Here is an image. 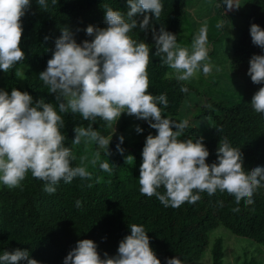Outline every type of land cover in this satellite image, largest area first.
Wrapping results in <instances>:
<instances>
[{
    "label": "clouds",
    "instance_id": "clouds-1",
    "mask_svg": "<svg viewBox=\"0 0 264 264\" xmlns=\"http://www.w3.org/2000/svg\"><path fill=\"white\" fill-rule=\"evenodd\" d=\"M56 5L58 0H50ZM39 10L47 11L49 0H35ZM32 0H0V70L7 73L25 59L21 36L23 17L31 8ZM127 11L105 5V27L89 24L83 29L87 37L78 42L76 33L68 26L60 29L55 39L52 55L46 68L39 72V79L54 95L55 104L44 97L34 99L28 91L13 87L9 92L0 88V185L9 189L21 187L28 173L44 182L43 190L54 194L63 181L71 183L74 178L91 179L87 166H74L76 157L65 145L66 136L62 114H80L87 127H74L73 145L82 141L94 142L97 151L90 163L111 173L108 161H101V151L108 156L109 145L116 132L115 125L122 113L147 122L156 134L145 137L139 166V191L148 197L155 196L164 207H180L185 202L194 204L200 193L212 196L217 191L231 197L234 204L244 206L254 203V193L264 188V165L250 171L243 169V156L230 146L227 137L220 139L216 160L208 163L209 149L204 137L184 136L189 128L188 120L177 121L163 114L168 106L166 94L154 95L148 91L147 67L150 62V44L134 39V29L151 31L155 52L163 64L172 69L170 78L189 81L199 72L205 76L220 72L221 68L211 63L207 41V24H202L192 38L190 48L177 42V34L164 25L157 29L154 20H159L163 0H126ZM226 6L224 14L239 8V0H220L217 5ZM142 15L138 20L135 17ZM223 21L217 27H223ZM251 46L260 51L248 61L246 76L253 86H260L251 100L254 113L264 119V31L250 24ZM45 40L49 39L45 36ZM17 78L23 72L16 70ZM182 91L187 88L181 86ZM106 122L111 132L105 136L93 127L96 118ZM137 134L144 132L139 124ZM184 137V138H182ZM124 135L117 137L116 151L123 154ZM125 157V162L133 159ZM99 179V177H97ZM91 187V184L88 185ZM163 188L162 193L159 189ZM81 207V201H76ZM217 207H223L218 203ZM239 208L233 209V214ZM130 234L119 242L116 254L98 252L97 243L84 238L63 258V264H161L160 258L150 246V238L142 224L128 225ZM0 264H40L31 257L26 248L0 252ZM165 264H184L179 256L165 258Z\"/></svg>",
    "mask_w": 264,
    "mask_h": 264
},
{
    "label": "trees",
    "instance_id": "trees-1",
    "mask_svg": "<svg viewBox=\"0 0 264 264\" xmlns=\"http://www.w3.org/2000/svg\"><path fill=\"white\" fill-rule=\"evenodd\" d=\"M218 4L214 16L225 15L223 8L226 9V6L218 7ZM105 5L127 11L126 0H58L56 5L49 0L46 12L39 10L35 0H32L31 8L21 17L23 32L20 46L25 52V59L7 73L0 70V88L10 92L16 87L28 91L34 99L44 97L55 104V94L47 92V87L39 79V72L46 68L54 41L61 34L60 29L64 26L73 30L79 28L76 33L78 42L91 39L83 29L89 24L106 26ZM243 6L245 22L238 29L231 48V68L235 77L242 81V95L237 100H214L210 97L215 107H203L202 113L208 115L213 124L211 138L205 143L210 153L206 162L216 160L219 141L227 137L230 146L242 154V170L247 172L257 165H264V119L252 111L249 103L260 86H253L246 76L249 59L260 55V51L251 46L249 26L254 23L264 31V0H245ZM135 18L140 20L143 16ZM187 18V0H163L161 16L153 22L157 29L164 25L178 37L185 30ZM130 35L144 40L150 47L152 45L147 67L148 91L154 95L166 94L168 106L163 109V114L173 119L177 117V121L183 120L181 108L186 94L196 89L191 83L170 78V68L162 63L160 57L151 56L155 45L150 30L146 34L137 28ZM45 36L49 39L45 40ZM207 40H214L210 32ZM18 69L23 72V79L16 77ZM182 85L187 91L181 90ZM171 113L178 115L172 116ZM62 116L65 128L61 131L67 137L65 145L76 157L73 165L81 164L83 158V164L92 177L90 180L76 177L71 183L61 181L54 194L46 193L44 182L30 173L21 182V187L9 189L0 185V252L26 248L40 264H63V258L77 240L90 238L97 243V250L103 258L105 252L116 254L121 239L130 234L128 225L133 223L144 225L150 246L161 264H165L166 257L172 256H179L184 264H192L202 259L210 244L212 264H223L224 240L221 236H216L213 241L211 239L213 230L220 225L236 235L264 243V188L254 193V203L248 206H244L243 202L236 205L231 197L217 191L212 196L200 193L201 198L194 204L185 202L177 208L164 207L155 196L148 197L139 191V166L145 139L128 134L130 118L124 116L120 127V134L125 137L122 145L124 153L116 151L117 140L110 142L108 156L100 150V160L108 161L112 168V172L108 173L101 170L98 164L93 166L90 163L97 151L94 142L72 144L73 128L87 127L90 121L84 120L78 113L69 112ZM200 116L201 113L196 117ZM93 127L105 136L111 132L99 117ZM196 133L197 128L189 121L184 136ZM128 155L134 158L126 163ZM159 191L163 193L165 190L161 188ZM77 200L81 201L79 208L76 207ZM218 203H222L223 207H217ZM234 208H239L235 214ZM244 264L254 263L250 260Z\"/></svg>",
    "mask_w": 264,
    "mask_h": 264
},
{
    "label": "rangeland",
    "instance_id": "rangeland-1",
    "mask_svg": "<svg viewBox=\"0 0 264 264\" xmlns=\"http://www.w3.org/2000/svg\"><path fill=\"white\" fill-rule=\"evenodd\" d=\"M244 1L239 0L240 7L227 11L226 15L219 14L214 16L216 13V4L220 2L219 0H187L188 18L184 25L185 30L178 35L177 42L183 47L190 48L194 34L202 24L206 23L207 34L210 32L214 38L213 41L207 40L211 63L221 68L220 72H216L213 69V72L207 76L201 70L196 77L186 81L187 83H191L196 90L189 91L186 94L184 104L181 108L184 115L183 120H189L197 128V133L192 136H203L204 143L211 138L213 124L211 118L202 113L203 107L209 109L215 107L211 98L214 100H229L230 98L237 100L243 92L242 81H239L235 77L231 68V48L237 37L238 29L245 22V16L242 14L244 12ZM221 21H223L224 26L217 27V24ZM172 71V69H169L168 73L171 74ZM200 113L202 117H196ZM170 115L177 116L178 114L171 113ZM124 116L131 119V124L128 129V134L131 137L145 139L149 132L153 135L156 134V130L151 129L147 122L137 120L134 116L122 113L115 125L116 132L113 134L111 142L116 141L120 135V127ZM137 124L144 128V132L140 134L136 133L135 126ZM216 236H221L224 240L225 256L223 264H244L245 261L250 260L254 264H264V243L236 235L223 225L213 230L211 235L212 241ZM192 264H212L211 244L202 259Z\"/></svg>",
    "mask_w": 264,
    "mask_h": 264
}]
</instances>
